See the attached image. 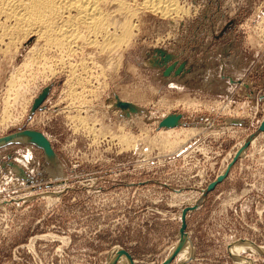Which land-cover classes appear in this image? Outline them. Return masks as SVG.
<instances>
[{
  "label": "rangeland",
  "instance_id": "374dc122",
  "mask_svg": "<svg viewBox=\"0 0 264 264\" xmlns=\"http://www.w3.org/2000/svg\"><path fill=\"white\" fill-rule=\"evenodd\" d=\"M142 1L100 4L113 26L120 3L133 12L129 39L109 52L80 43L59 53L0 29V137L35 129L56 155L50 163L32 145L0 146V264H106L119 247L134 264H160L178 241L181 211L196 204L186 215L191 257L170 264H237L233 244L264 247V0H176L185 12L167 17ZM155 49L189 72L164 77L173 61ZM115 96L140 112L125 118ZM174 112L185 125L158 129ZM239 255L264 264V253Z\"/></svg>",
  "mask_w": 264,
  "mask_h": 264
},
{
  "label": "bare ground",
  "instance_id": "6f19581e",
  "mask_svg": "<svg viewBox=\"0 0 264 264\" xmlns=\"http://www.w3.org/2000/svg\"><path fill=\"white\" fill-rule=\"evenodd\" d=\"M101 1L102 0H0V29L3 30V33L10 34V35H8V37H10L11 42H14L16 40L18 41L19 38L16 39L17 33L22 34L19 37L24 38V40H27V41L31 37L35 36L38 39L42 38V42L44 40L43 45H44L45 49H47V50L52 49V51L58 50L57 52H59V53L60 52L69 53L71 51H74L75 50L74 47H77L78 44L80 46V43L83 44L85 47L89 46V47H86V49L90 48V46H96V47L98 46L101 48V50L105 49V50H108V52H109V50L112 51V49L117 48L116 45L120 44L125 39L127 40V38L130 37V35L132 33V28H133V22H132V18H133L132 13L133 12L131 13L130 11L129 12L127 11L128 13H131V14H128V13L126 14L121 9H118L119 7L122 9L125 8L124 4L122 5V3H120L119 7L116 6L118 10L116 9V7L114 10H116L119 13H121L122 15H124V18L122 17L123 19L121 21H119L121 23L117 22V25L114 22L115 25L113 26L112 25L113 22H112V24H111V22L109 23V20L107 18L108 16H111V15H109L108 13H105L106 10H105V12L102 11L103 8L101 9V6H100V4H102L105 0L102 3H101ZM109 1H112V0H109ZM107 2L108 1H106V3ZM113 2H115V0H113ZM110 3H109V5H110ZM141 5L144 9L146 8L148 10L150 9L152 11H157L161 15H164V16H166V15L170 16L173 13L174 14H178V13L182 14L183 12H185L177 4L176 0H143ZM128 10H132V8L128 9ZM125 12H126V10H125ZM184 14H186V13H184ZM134 15H135V13H134ZM110 29H112V31H110ZM11 35H12V37H11ZM10 39L9 40L7 39V40L10 42ZM38 39H37V41H40ZM99 39L101 42L99 41ZM20 42H18V43H20ZM35 44H36V42H35ZM34 45H32V46H34ZM36 45L38 46V44H36ZM79 49H81V48H79ZM79 49H77V50H79ZM33 50H34V47H33ZM31 51H32V49H31ZM99 51H100V49H99ZM81 52H82V49H81ZM102 52H100V53H102ZM29 53H31V52H29ZM40 53H41V51H40ZM42 54H44V51ZM94 54H96V53H94ZM34 55H36V53ZM41 55H38V56L40 57ZM62 55H63V53H62ZM52 56H54V55H52ZM118 56H119V54H118ZM28 57H27V59H29L30 57L32 58L33 56L31 54L30 57L29 58ZM64 57H66V55ZM67 57H69V56H67ZM54 58H56V57H54ZM42 59H43V57H42ZM118 59H119V57H118ZM48 60H49V58H48ZM63 61L59 60V61H57V63L60 62V63H63V65H64L65 61L64 62ZM78 62H79V60H78ZM69 64H67V65H69ZM27 65L28 64H26V66ZM71 65L72 64H70V66ZM73 65H74V63H73ZM75 68H76V66L74 67V69ZM73 73L74 72L71 69L70 70L71 77H72ZM100 73H102V72H100ZM103 74H105V73H103ZM205 76L206 75H204L202 79L207 78V76L206 77ZM97 82L98 81H96V83ZM88 94H90V93H88ZM82 124H84V123H82ZM120 140L123 141V139H120ZM124 142H126V141L124 140ZM28 159H29L28 157L27 158L23 157V158H19V161L26 163V161ZM241 249H246L247 251L252 252V255H253V253H255V254L256 253H264V247H258V246L254 245L248 241H239V242L233 244L230 248L231 253L234 255V261L237 264H251V261L249 259H247V258L242 259L241 258V256L239 255V251ZM117 250H118V248H114L109 253V257L107 258L108 259L107 261H109V259H111L115 255V252ZM179 253L181 256V258L179 260L191 257L192 247L189 245V243L188 244L185 243V245L183 246V248L181 249V251ZM118 264H128L126 257L121 256L118 260Z\"/></svg>",
  "mask_w": 264,
  "mask_h": 264
},
{
  "label": "water",
  "instance_id": "95a60500",
  "mask_svg": "<svg viewBox=\"0 0 264 264\" xmlns=\"http://www.w3.org/2000/svg\"><path fill=\"white\" fill-rule=\"evenodd\" d=\"M156 52L161 53L162 56H164V61L169 62L173 61L174 55L170 53H166L163 49H155ZM152 65V63H151ZM154 66V65H152ZM189 72V69L185 68V62L180 63L179 65H176V63L173 61V63L167 65L165 64L163 70H162V75L164 77L168 76H173V77H178ZM51 85H47L42 90L38 93V95L34 98L32 101L30 110H29V115L30 117L36 110L42 109V104L45 98L47 97L49 90H50ZM113 107L116 109H119L121 111V115L124 116L125 118L130 117L131 115L138 114L140 112V109L135 106L134 104H131L126 101L120 100L117 96H115V101L113 102ZM231 124H240L241 122L236 121V120H230L229 121ZM184 116L181 113L174 112V113H169L162 117L159 122H158V129H171L175 127H180L184 126ZM258 132H264V120L259 124L258 126ZM252 139V135L248 137L245 142L243 143L242 146H240L234 156L232 161L228 164L226 169L221 173L219 176L216 177V179L209 183L207 186L206 190L204 191L203 195L205 196L208 192L213 190L215 186L220 183L222 180L225 179V177L228 175L231 167L233 164L241 157L243 152L247 149L250 141ZM11 143H24V144H29L32 145L42 151V154L45 158L46 161L50 163H55L56 162V155L55 152L52 148V145L49 141V139L40 131L35 130V129H21L18 130L14 133L8 134L6 136L0 137V146L8 145ZM20 174L22 173V170L17 167L13 166ZM198 204L191 206V207H186L181 211V225L179 229V236H178V241L170 254L167 255V257L160 263V264H170L173 259L178 256L179 252L185 245L186 241H188V236L186 233V215L187 213L194 211L197 208ZM121 256L126 257L128 264H134L133 258L131 254L125 250L124 248H120L115 252V255L109 259V261L106 262V264H117L118 260Z\"/></svg>",
  "mask_w": 264,
  "mask_h": 264
}]
</instances>
